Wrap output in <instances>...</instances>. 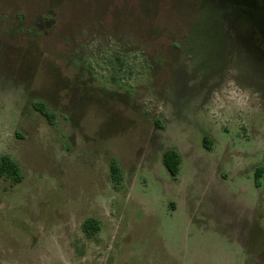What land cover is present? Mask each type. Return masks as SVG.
<instances>
[{
	"label": "rangeland",
	"instance_id": "374dc122",
	"mask_svg": "<svg viewBox=\"0 0 264 264\" xmlns=\"http://www.w3.org/2000/svg\"><path fill=\"white\" fill-rule=\"evenodd\" d=\"M4 156L0 264H264V0H0Z\"/></svg>",
	"mask_w": 264,
	"mask_h": 264
},
{
	"label": "trees",
	"instance_id": "16d2710c",
	"mask_svg": "<svg viewBox=\"0 0 264 264\" xmlns=\"http://www.w3.org/2000/svg\"><path fill=\"white\" fill-rule=\"evenodd\" d=\"M38 112L52 121V115L48 113L44 104H39L36 106ZM205 144L208 146L210 141L205 138ZM210 148V147H209ZM164 162L166 167L172 174H176L179 170V165L182 162L181 155L175 150H168L164 154ZM173 166V169H171ZM111 173L114 184H119L122 181V171L119 163L114 160L111 165ZM0 178H14L16 182L21 181L20 167L18 163L10 159V157L4 156L0 160ZM84 233L88 237H93L99 231V225L96 224L95 220L88 219L83 224Z\"/></svg>",
	"mask_w": 264,
	"mask_h": 264
}]
</instances>
